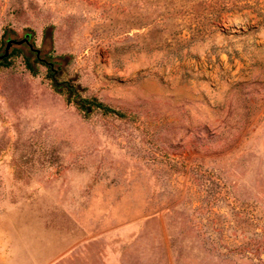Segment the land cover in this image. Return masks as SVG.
I'll list each match as a JSON object with an SVG mask.
<instances>
[{
  "label": "rangeland",
  "instance_id": "1",
  "mask_svg": "<svg viewBox=\"0 0 264 264\" xmlns=\"http://www.w3.org/2000/svg\"><path fill=\"white\" fill-rule=\"evenodd\" d=\"M27 36L0 191L66 245L50 264H264V0H0V55ZM38 56L127 117H84Z\"/></svg>",
  "mask_w": 264,
  "mask_h": 264
},
{
  "label": "crops",
  "instance_id": "2",
  "mask_svg": "<svg viewBox=\"0 0 264 264\" xmlns=\"http://www.w3.org/2000/svg\"><path fill=\"white\" fill-rule=\"evenodd\" d=\"M12 181H0L2 189ZM5 191V190H4ZM0 191V264H50L67 252L66 245L49 246L41 233L31 202H16L14 197ZM35 228L36 232H32Z\"/></svg>",
  "mask_w": 264,
  "mask_h": 264
},
{
  "label": "trees",
  "instance_id": "3",
  "mask_svg": "<svg viewBox=\"0 0 264 264\" xmlns=\"http://www.w3.org/2000/svg\"><path fill=\"white\" fill-rule=\"evenodd\" d=\"M47 35V31H46ZM26 40L25 43L30 45V40ZM24 44V43H23ZM14 50L10 52V55L0 61V66H9V60L14 56ZM38 62L44 64L48 68L49 78L52 83V87L56 93L62 94L66 97V101L69 104H73L77 110L84 115V117L91 116L92 113L98 112L104 116H114L120 119L127 117L125 113L117 109L112 108L111 106L105 104L104 102L98 100L94 97H85L83 96V89L79 85H75L68 81H60L59 75L62 72V64L59 61H48L37 57ZM28 68L34 72V68L31 63H27Z\"/></svg>",
  "mask_w": 264,
  "mask_h": 264
},
{
  "label": "water",
  "instance_id": "4",
  "mask_svg": "<svg viewBox=\"0 0 264 264\" xmlns=\"http://www.w3.org/2000/svg\"><path fill=\"white\" fill-rule=\"evenodd\" d=\"M25 42H26V40H22V41L11 40V41H9L7 46H6L5 53L3 55H0V61L7 58L10 55L11 49L14 45H21Z\"/></svg>",
  "mask_w": 264,
  "mask_h": 264
}]
</instances>
